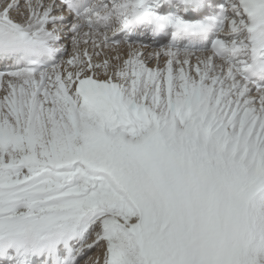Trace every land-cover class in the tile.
Returning a JSON list of instances; mask_svg holds the SVG:
<instances>
[{"label": "snow or ice", "instance_id": "1", "mask_svg": "<svg viewBox=\"0 0 264 264\" xmlns=\"http://www.w3.org/2000/svg\"><path fill=\"white\" fill-rule=\"evenodd\" d=\"M0 264H264V0H0Z\"/></svg>", "mask_w": 264, "mask_h": 264}]
</instances>
